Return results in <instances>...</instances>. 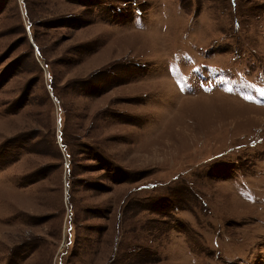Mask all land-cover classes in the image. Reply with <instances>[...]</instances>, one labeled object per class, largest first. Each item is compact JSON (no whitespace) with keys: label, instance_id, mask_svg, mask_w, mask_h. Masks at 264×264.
Instances as JSON below:
<instances>
[{"label":"rangeland","instance_id":"rangeland-1","mask_svg":"<svg viewBox=\"0 0 264 264\" xmlns=\"http://www.w3.org/2000/svg\"><path fill=\"white\" fill-rule=\"evenodd\" d=\"M261 76L264 0H0V264H264Z\"/></svg>","mask_w":264,"mask_h":264},{"label":"bare ground","instance_id":"bare-ground-1","mask_svg":"<svg viewBox=\"0 0 264 264\" xmlns=\"http://www.w3.org/2000/svg\"><path fill=\"white\" fill-rule=\"evenodd\" d=\"M171 65L173 64V63H170Z\"/></svg>","mask_w":264,"mask_h":264}]
</instances>
